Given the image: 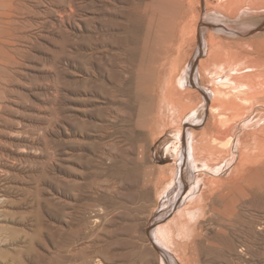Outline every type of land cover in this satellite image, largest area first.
Masks as SVG:
<instances>
[{
	"label": "rangeland",
	"instance_id": "rangeland-1",
	"mask_svg": "<svg viewBox=\"0 0 264 264\" xmlns=\"http://www.w3.org/2000/svg\"><path fill=\"white\" fill-rule=\"evenodd\" d=\"M138 2L142 1L0 0V165L10 171L8 177L0 174V193H6L10 200L3 205L7 210L0 208L1 214L5 211L6 215L0 216V264H164L169 259H175L171 264H264V163L254 167L243 183L237 154L235 160L221 163L213 171L210 166L194 164L190 174L187 164L181 175V152H189L187 146L191 143L188 128L196 124L199 132L205 128L213 131L215 120L209 110L192 112L184 119L183 128L164 123L167 130L161 125L151 130L139 125L136 113H128L143 100L130 97L128 101L117 92L114 77L120 73L118 64L125 57L127 44L139 36ZM222 34L226 43L239 37ZM207 39L208 36L203 37V52L194 59L192 81L191 75L187 76L189 80L184 78L185 72L180 77L185 86H199L210 94L211 83L199 75V64L204 65L209 58ZM189 63L190 60L181 63L177 73L189 70ZM197 79L198 85L191 84ZM159 97L160 93L157 110ZM194 99L192 104L197 105L200 98ZM155 133L157 137H153ZM139 151L147 156L149 166L178 167L173 180L161 183L158 194L153 186L135 201L130 192L137 182L133 174L126 173L132 168L128 158L137 156ZM110 154L116 156L120 167L127 165L130 170L112 178L119 187L114 201L121 213L116 209L109 220L92 224L97 236L91 237L97 241L103 261L99 263L69 251L77 243L92 241L87 231L77 236L70 248L65 243L71 226L74 229L79 222V214L92 220L88 211L101 196L94 190L99 184H107V176L100 175L99 166L102 158L108 162L106 157ZM207 171L227 182L216 189L208 188L204 215L188 230L181 248L178 240H173L177 246L174 250L168 234L166 237L155 233L162 221H171L180 209H191L188 204L205 186L200 174ZM151 212L155 218H162L150 229L162 252L154 250L146 240L144 224L138 229L134 224L144 223L146 214Z\"/></svg>",
	"mask_w": 264,
	"mask_h": 264
},
{
	"label": "bare ground",
	"instance_id": "bare-ground-1",
	"mask_svg": "<svg viewBox=\"0 0 264 264\" xmlns=\"http://www.w3.org/2000/svg\"><path fill=\"white\" fill-rule=\"evenodd\" d=\"M139 1H142L138 2L139 7L137 10V20L139 22L137 31L139 32V36L136 40H133L132 42L129 41L131 43L126 41L129 44L126 43L127 47L125 48L126 51H124L125 57L121 64H118L119 62H117V64L121 66L120 73L114 77L117 92L123 99L127 98L129 101L130 97H134L136 100H143L142 102L139 101L140 104L137 108L128 113H130V116L134 113L137 114L140 126H149L151 130H155V126L157 125H161L163 127L162 129H164V123H169L173 128H183L184 119L192 112L199 114L202 109H208L209 116L212 115V117H214L212 119L215 120L213 126L214 129L212 131L210 128H205L202 132H199L197 129L199 126H196L195 123L192 127H187L190 132L191 143L188 140V143H190V145L187 146L189 152H185V150H182L181 152L182 159L179 160L181 175H184L185 172L183 173V169L185 170L187 164L189 166L190 174L193 173L192 168L194 164L197 166L202 164V166L208 168L210 166L213 171L216 170L215 167L217 165L235 160L236 156L234 154H237V158H239L238 169L240 170L241 175L240 182H247L248 175L252 173L253 168L264 163V0ZM135 3H137V1ZM140 3L142 4V7ZM223 24H225V26ZM207 27L208 29L205 31V28ZM221 33H225V35L231 33L230 35H237L239 37L235 36L237 40L232 41L233 43H226V40H224L225 42L222 40ZM205 34L208 36L206 45L209 58L207 62L204 59V65L202 62L199 64L202 65L199 68V75L204 78V80L205 78H208L211 83L210 94L199 86L198 88H195L194 86L188 87V85H186V87L185 81L180 77L181 74L185 72L184 78L187 80V76L191 75L190 79L192 81L194 69L193 64L195 63L194 59H197V57H199L198 55H201L203 52L201 46L203 44V37L205 39L207 37L204 36ZM231 38V40H233V37ZM125 40L127 39L125 38ZM116 45L118 46V44ZM118 56L120 58V55ZM189 60L191 61V63H189L191 64L190 69L178 74L177 70L179 69L180 64L187 61L189 62ZM168 64L169 66H167ZM197 82L198 79L196 81L193 80V83L191 82V84L198 85ZM161 84H163L162 92L159 91V85ZM103 85L105 86V84ZM103 88L104 87H102V89ZM159 93L161 104L157 110L156 100ZM194 98H200V102L197 105H195V103L192 104ZM256 111H258V113L252 117ZM198 119L196 120L198 121ZM247 119L251 121L249 122ZM196 120L194 119V121ZM261 120H263V122ZM259 121H261L262 124H259ZM209 123L211 125V121ZM242 130H244L243 135ZM219 134H224L225 136L222 137ZM133 136L136 135L134 134ZM157 136L158 133L153 135V137ZM178 137H180V133ZM185 142H187V140ZM246 152L250 154L249 157ZM186 153H189L187 154L188 158ZM190 156H192V159ZM230 156H232L231 160ZM106 158L105 159L108 162H103V158L101 160L99 173L100 175L103 174L104 176H107L105 179L107 184H99L94 190L95 193H98L99 196H101L98 203L95 204V207L91 209V211H88V213L91 212L88 217L92 220L89 221L88 219H84L87 215H84V217L83 215H78L77 218L79 222L77 223V226H75L74 229L71 226V231L69 230L71 235L66 239L65 244L68 246L67 248L74 245L77 236L82 235L84 231H87V237L89 238L91 235H95V233L93 234V225L107 219L109 220L112 213L116 209L118 210L116 201H114V196L117 195V188L119 187L112 183V178L117 177L118 173H123L131 169L126 175L129 176L130 174H133L137 183L135 185L136 187L130 192V198L137 201L142 198L145 192H149L153 186L155 187V193L158 194L162 190L161 183H167L169 180H173L178 167L177 164L165 165L160 168L149 166L147 156L142 154L141 151L138 152L137 156L128 158L131 159L132 163V168L128 170L126 168L127 165H124L123 167L118 165L116 156L113 157L112 154H110L107 155ZM1 166L2 165H0V174L4 177L10 171H7V169ZM123 175L124 174H122L121 178L124 177ZM200 177L204 180L205 186L201 193L190 204H188V207L191 209H180L171 221L167 223H163L162 221L155 233L156 235L159 232L162 236L168 234V239L173 244L174 250L177 246L173 243V240H178V247L181 248L185 236H188V230L192 227L197 218L204 215L208 198V188L216 189L221 183L227 182H222L223 178L220 175H214L208 171L205 173L202 172ZM219 177H221L222 180ZM187 179L183 182V186L185 187L188 184ZM181 189L182 186L179 187L178 193ZM4 191H7V189ZM100 192H104V195L102 196L103 193L101 194ZM105 193H109L110 196L105 195ZM253 193L255 194V192ZM12 194L14 193L12 192ZM10 198H12V196ZM8 200L9 198L7 197V194L2 193L1 191L0 208H3V205L7 204ZM16 205L19 206V203ZM2 210L3 209H0V214ZM4 210L7 209L4 207ZM83 210L84 209H80L82 214L85 213ZM4 213L5 211L3 212V215ZM3 215L1 214L0 216L2 217ZM128 216L130 217V215ZM160 217L155 218V213L151 212L146 214L144 223H138L135 221L134 224L136 225V229L140 228V224L141 226L144 224L143 228L146 233V240L154 247V250L162 252L160 246L158 248L156 245L154 237L150 235L151 227H154L162 220ZM90 224L93 225L91 226ZM99 224H101V226L104 225V223ZM103 227L100 230H103ZM96 236L97 235H95V238ZM95 238H92L93 242L84 241V244H79L80 246L77 243L76 247L72 250L69 249V251L73 252L75 256L89 257L94 261L96 260L97 262L102 263L103 261L99 258L100 248L97 247L98 245L97 241L94 240ZM98 238L101 239L100 236ZM81 239L83 240L82 237ZM171 259L174 258L171 256ZM174 260L169 259L168 263L171 264ZM164 262V264H168L165 260Z\"/></svg>",
	"mask_w": 264,
	"mask_h": 264
}]
</instances>
